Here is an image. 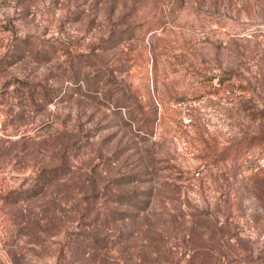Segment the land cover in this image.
Instances as JSON below:
<instances>
[{
    "label": "rangeland",
    "instance_id": "rangeland-1",
    "mask_svg": "<svg viewBox=\"0 0 264 264\" xmlns=\"http://www.w3.org/2000/svg\"><path fill=\"white\" fill-rule=\"evenodd\" d=\"M264 0H0V264H264Z\"/></svg>",
    "mask_w": 264,
    "mask_h": 264
},
{
    "label": "trees",
    "instance_id": "trees-1",
    "mask_svg": "<svg viewBox=\"0 0 264 264\" xmlns=\"http://www.w3.org/2000/svg\"><path fill=\"white\" fill-rule=\"evenodd\" d=\"M264 144V137H252L238 143L235 147L230 148L228 155H235L239 151H245L248 148L258 147Z\"/></svg>",
    "mask_w": 264,
    "mask_h": 264
}]
</instances>
